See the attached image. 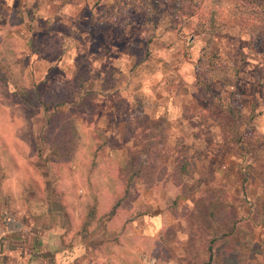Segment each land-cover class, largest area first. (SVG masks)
<instances>
[{"label": "rangeland", "instance_id": "374dc122", "mask_svg": "<svg viewBox=\"0 0 264 264\" xmlns=\"http://www.w3.org/2000/svg\"><path fill=\"white\" fill-rule=\"evenodd\" d=\"M204 3L0 0V203L15 187L76 205V231L94 246L125 238L120 264H228L230 253L264 264V23L222 13L206 32ZM204 53L226 69L210 71ZM57 88L65 103L41 109L35 90ZM56 110L55 126L75 121L60 160L49 145L60 133L46 132ZM184 158L191 169L180 173ZM215 199L242 220L233 236L229 223L220 229L226 210L206 219Z\"/></svg>", "mask_w": 264, "mask_h": 264}, {"label": "crops", "instance_id": "0c3cea01", "mask_svg": "<svg viewBox=\"0 0 264 264\" xmlns=\"http://www.w3.org/2000/svg\"><path fill=\"white\" fill-rule=\"evenodd\" d=\"M9 177L13 175L9 173ZM36 193L31 188L21 193L14 187L10 198L1 194L5 202L0 203V264H120L124 259L123 236L102 239L94 246L91 235L76 231L81 222L72 213L76 205L47 203L35 198ZM91 222L88 219L87 226Z\"/></svg>", "mask_w": 264, "mask_h": 264}, {"label": "trees", "instance_id": "16d2710c", "mask_svg": "<svg viewBox=\"0 0 264 264\" xmlns=\"http://www.w3.org/2000/svg\"><path fill=\"white\" fill-rule=\"evenodd\" d=\"M223 0H205V3L203 4L202 11L198 13V18L200 19L202 23V27L204 31H213L219 25H223V22L221 21V14H227L230 16L233 15V23L237 26H251L252 23L256 22H263L264 23V4L260 3L258 0H228L229 4L232 6V10L228 11L226 7L221 6ZM230 17H228L229 19ZM222 27V26H221ZM201 61L205 62V65L207 68H209L210 71H224L226 69L224 60L221 59L217 54L214 53H204L202 54ZM62 88V87H60ZM54 89V90H48L46 92V96H42L41 92L36 89L35 90V100L38 101L39 107L45 111L48 110H55L58 108V106L62 105L65 103L67 96L64 93V89ZM15 91L16 95H19V97L25 102H35L26 92L23 86L20 84L16 83L15 84ZM56 112V113H55ZM53 114L49 116L47 119V133H54L59 131L60 133L58 135V139L56 140L53 138L50 141V150H51V157L52 160H60L63 157H68L69 156V151H71V148L68 150L69 144L71 143V140L74 137L75 133V121L71 118H67L65 122V129H61L60 125L55 126V119L57 110ZM236 141L239 142L238 138H234ZM46 140V138H45ZM259 139H257L258 141ZM48 141V140H47ZM247 149L252 152V154L255 153V148L252 145V143H248ZM190 164L188 160L184 158L183 163L179 168H177L180 173L190 171ZM121 199L118 198L117 201L113 204L109 211V216L116 212L117 208L121 206ZM215 204L208 208L207 214H206V219L212 220L215 218V216L218 214L220 210L224 211L226 210V214L224 216H219L222 217V229L223 227L226 226L227 223H229V227L231 230L228 231L229 234L233 236L232 233V228L234 229L237 224L241 223L242 220L238 219L236 215L232 214L226 207L219 208L217 204V199L213 200ZM217 209V213L213 211V209ZM228 211V212H227ZM247 228V227H246ZM248 230V229H247ZM219 232V230H218ZM221 233V232H220ZM213 238L210 240L208 243L209 246L207 247V250L209 251V261L212 259V247L211 245L214 244L216 241L218 242L216 238V233H213ZM226 235V234H222ZM245 244L247 245V248L253 252V253H259L260 249H257L259 244L253 243L251 240H246ZM260 247V246H259ZM211 252V253H210ZM262 253V252H261ZM225 263L228 264H240V259L233 258L231 256V253L229 254V258L227 260H224ZM210 264V262H208Z\"/></svg>", "mask_w": 264, "mask_h": 264}]
</instances>
